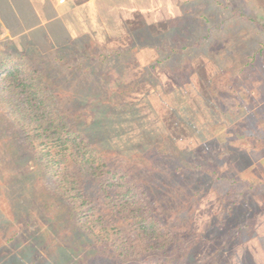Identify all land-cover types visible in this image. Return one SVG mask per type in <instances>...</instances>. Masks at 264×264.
I'll return each mask as SVG.
<instances>
[{"label":"rangeland","instance_id":"374dc122","mask_svg":"<svg viewBox=\"0 0 264 264\" xmlns=\"http://www.w3.org/2000/svg\"><path fill=\"white\" fill-rule=\"evenodd\" d=\"M121 2L110 8L112 14L105 8L80 14L81 23L74 24L72 38L59 52L0 41V63L41 68L47 83L61 86L60 107L91 127L102 118L101 110L123 103L137 116L127 144L111 131L113 124H132L118 119L95 142L109 137L112 163L137 180L154 185L150 167L185 160L220 170L221 177L206 181L193 197L196 187L185 180L155 186V207L173 221L175 258L184 256L191 264H264V0H147L139 17L132 12L144 1ZM128 3L136 6L125 8ZM200 11L212 22L199 18ZM134 16L146 23L144 29L123 30L120 22ZM179 18L196 27L168 31ZM90 52L98 61H88ZM56 56L63 61L54 62ZM88 66L93 73L84 72ZM90 86L100 95L82 98ZM96 98L104 108L92 105ZM119 112L107 110L113 116ZM3 138L0 128V264H124L122 258H89L88 245L71 258H57L56 245L73 243L75 232L48 229L43 219L48 212L23 179L29 164L18 168L4 157ZM234 176L240 183L222 199V186ZM240 200L244 209L234 206ZM65 232H72L67 239Z\"/></svg>","mask_w":264,"mask_h":264},{"label":"trees","instance_id":"16d2710c","mask_svg":"<svg viewBox=\"0 0 264 264\" xmlns=\"http://www.w3.org/2000/svg\"><path fill=\"white\" fill-rule=\"evenodd\" d=\"M121 3L124 2L98 0L93 8L84 7L82 13L86 15L89 10L105 8L109 11L107 13L112 14L110 8ZM200 12L202 16L199 18L212 22L210 15ZM132 13L138 17L142 14L136 10ZM73 16V24L77 20L81 23L80 13ZM135 16L120 22L123 30L136 28L135 32H140L144 29L146 23L135 19ZM179 19L167 30L183 31L187 27H196L194 24L187 26V19ZM137 38L140 39V34H137ZM203 38H207V35ZM69 39L53 43L50 51L59 52V46L65 45ZM85 50H90L89 46ZM87 59L98 61L96 54L91 52ZM53 61L60 63L63 58L56 56ZM90 67L84 72H92ZM60 92L61 86L54 82L47 83L43 70L37 66L23 68L15 64L10 68L4 59L0 63V110L6 112L0 115L4 157L11 158L18 168L29 164L23 179L30 186V196L46 208L48 214L43 219L48 220V229L58 232L67 228L75 232L73 243L56 245L57 258H71L82 245H88L91 247L89 258H122L124 264H191L184 256L174 257L176 235L173 221L170 215L157 210L153 191L159 182L160 186L167 187L181 179L187 182L184 185L196 187L193 197L204 191L206 181L220 178V170L211 166H195L185 160L184 165L167 163L160 168L154 165L150 167L152 181H158L154 185L137 180L129 171L112 163L108 153L109 137L99 140L100 145L95 142L99 135L102 138L105 136L106 126L110 129L112 119H118L121 123L130 120L132 124L137 116L128 114L123 103L104 108L103 102L96 98L92 105L97 109L101 105L104 109L100 111L102 118H96L91 127L81 115L70 117L60 107ZM90 94L100 95L93 86L84 88L80 95L84 98ZM114 107L121 114L113 116L107 113ZM133 126L128 123L113 124L112 136L119 135L120 143L125 145L129 139L128 131ZM201 176L202 179H198ZM41 181L44 185L39 188ZM239 183L240 179L235 176L232 181L226 182L220 192L222 199L230 198L235 185ZM5 199L11 208L10 198L6 196ZM242 204L241 200L235 201L234 206L240 205L244 209ZM16 215L14 212V220L17 219ZM65 233L63 238L67 239L72 232ZM17 237L15 233L9 241Z\"/></svg>","mask_w":264,"mask_h":264},{"label":"crops","instance_id":"0c3cea01","mask_svg":"<svg viewBox=\"0 0 264 264\" xmlns=\"http://www.w3.org/2000/svg\"><path fill=\"white\" fill-rule=\"evenodd\" d=\"M97 1L66 0L60 4L57 0H0V41L11 46L26 41L46 51L53 43L69 39L75 29L73 14H83L84 7L93 8ZM142 1L144 4H137L135 9L136 4L131 7L129 3L125 8L145 12L147 0ZM161 5L155 1V6Z\"/></svg>","mask_w":264,"mask_h":264},{"label":"built area","instance_id":"2783aa9c","mask_svg":"<svg viewBox=\"0 0 264 264\" xmlns=\"http://www.w3.org/2000/svg\"><path fill=\"white\" fill-rule=\"evenodd\" d=\"M58 3L63 4L66 2V0H57Z\"/></svg>","mask_w":264,"mask_h":264}]
</instances>
